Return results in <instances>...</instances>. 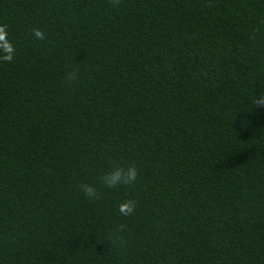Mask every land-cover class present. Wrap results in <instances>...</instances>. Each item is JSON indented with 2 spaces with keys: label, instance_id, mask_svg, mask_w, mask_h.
Instances as JSON below:
<instances>
[{
  "label": "trees",
  "instance_id": "trees-1",
  "mask_svg": "<svg viewBox=\"0 0 264 264\" xmlns=\"http://www.w3.org/2000/svg\"><path fill=\"white\" fill-rule=\"evenodd\" d=\"M0 23V264H264V0H0ZM110 158L138 182L85 201Z\"/></svg>",
  "mask_w": 264,
  "mask_h": 264
},
{
  "label": "clouds",
  "instance_id": "clouds-1",
  "mask_svg": "<svg viewBox=\"0 0 264 264\" xmlns=\"http://www.w3.org/2000/svg\"><path fill=\"white\" fill-rule=\"evenodd\" d=\"M31 35L36 40L44 41L46 39V33L40 28H32ZM16 49L17 44L10 34L8 25L0 23V61L12 62L16 55ZM76 79L74 73H69L64 80V86L66 88L73 87ZM251 100L257 106L264 107V91L259 92L258 98L253 95ZM139 176L140 168L135 161L116 162L111 160L110 166L96 176L94 183L80 181L76 184V190L85 201L94 203L101 199V189L105 190L106 194L133 187L138 182ZM136 207L137 201L133 198H123L116 203V211L120 217L132 216Z\"/></svg>",
  "mask_w": 264,
  "mask_h": 264
}]
</instances>
